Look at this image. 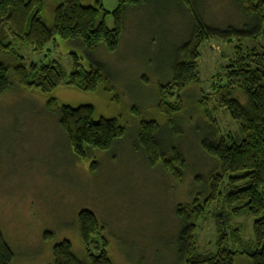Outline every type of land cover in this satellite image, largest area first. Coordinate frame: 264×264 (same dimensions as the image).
I'll return each instance as SVG.
<instances>
[{
    "label": "rangeland",
    "instance_id": "374dc122",
    "mask_svg": "<svg viewBox=\"0 0 264 264\" xmlns=\"http://www.w3.org/2000/svg\"><path fill=\"white\" fill-rule=\"evenodd\" d=\"M97 1L109 13L106 24L112 28L111 13L119 0H81V4L95 7ZM153 1L127 15L121 46L113 54L103 46L88 53L81 40L58 36L39 52L14 44L27 67L56 61L67 78L75 68L74 56L84 71L102 63L113 87L110 92L104 86L85 92L65 85L49 95L27 91L17 85L13 74L17 61L0 56V63L10 68L12 84V89L0 96V231L15 255L14 264H53V248L63 241L84 261L77 224L82 211L93 213L104 228L106 251L113 264H182L175 249L181 227L176 208L192 205L197 199L202 203L210 194L209 178L218 170L200 145L202 138L214 131L201 110V101L203 96L210 97L206 103L213 116L211 111L218 108L213 78L233 57L236 41L211 40L201 48L199 85L182 93L183 112L175 120L180 136L173 142L187 164L183 181L176 183L161 169L147 166L138 151L137 135L143 121L166 124L157 111L159 85L170 81L176 50L188 40L191 21L174 0ZM47 4L42 18L52 28L56 2L47 0ZM200 11L206 24L219 28L240 27L245 22L234 0H201ZM263 46V37L245 44L260 51ZM49 98H55L59 106L90 105L94 121L116 119L126 134L112 151H91L86 160H79L58 125V114L46 110ZM214 116L222 132L235 131L223 111ZM163 138L166 143L172 141L169 131ZM220 193L197 223L200 252L215 250L214 218L219 213L230 214L223 198L224 186ZM253 224L254 219L246 213L231 216L229 234L236 228L245 244L253 245ZM47 233L50 237L45 239ZM229 246L241 250L239 244L230 242ZM234 264L251 263L238 256Z\"/></svg>",
    "mask_w": 264,
    "mask_h": 264
},
{
    "label": "trees",
    "instance_id": "16d2710c",
    "mask_svg": "<svg viewBox=\"0 0 264 264\" xmlns=\"http://www.w3.org/2000/svg\"><path fill=\"white\" fill-rule=\"evenodd\" d=\"M180 10L187 13L191 21L188 40L176 50L171 69V78L166 85H159L158 113L166 119L165 125L156 121H143L137 135L138 151L147 166L159 168L176 183L183 181L186 161L173 140L178 138L176 118L183 112L182 93L193 85H199V59L202 46L211 40L233 44V57L214 76L213 95L217 96L218 108L233 123L235 131L222 132L215 116L208 111L203 96L201 110L214 131L201 140L202 151L218 166L210 179V194L192 205L178 206L176 217L180 230L176 236V256L182 264H234L238 256L247 258L251 264H264V46L245 47L251 41L264 38V0H234L245 18L240 27L219 28L205 23L200 11L201 0H174ZM56 2L53 12L54 25L49 28L42 15L47 0H0V56L13 57L17 64L13 68L17 85L27 91L51 94L57 87L65 85L85 92H95L104 86L112 91L105 66L95 63L89 71L81 69L78 57L74 56V70L67 78L60 64L52 61L45 65H25L24 58L14 44L42 51L54 38L81 40L88 53L100 46L116 53L122 43L127 15L134 9L147 8L153 0H119L111 13L113 27L106 24L109 15L97 1L95 7H85L81 0H52ZM10 68L0 63V96L12 89L8 79ZM49 113L58 114V125L65 134L74 156L86 160L91 151L110 152L121 142L126 128L116 119L94 121V108L90 105L72 108L59 106L55 98L46 102ZM215 112V113H214ZM169 131L172 141L164 142V132ZM230 209L229 215L215 216L217 240L215 250L200 252L196 241L197 223L205 214L206 207L221 194ZM246 213L254 219L253 245L245 244L235 228L229 234L231 216ZM78 231L86 259L79 260L68 241L53 248V264H113L103 237L104 228L97 217L82 211L77 216ZM231 235V237H230ZM50 234L45 235L48 239ZM230 242L239 244L241 250L233 251ZM15 255L0 231V264H14Z\"/></svg>",
    "mask_w": 264,
    "mask_h": 264
}]
</instances>
